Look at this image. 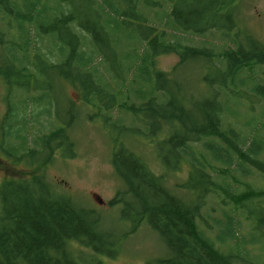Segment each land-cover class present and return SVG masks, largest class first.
<instances>
[{
    "label": "trees",
    "instance_id": "obj_1",
    "mask_svg": "<svg viewBox=\"0 0 264 264\" xmlns=\"http://www.w3.org/2000/svg\"><path fill=\"white\" fill-rule=\"evenodd\" d=\"M236 2L0 0V76L10 94L1 150L32 163L46 151L41 164L58 151L71 157L81 104L113 145L124 190L111 204L121 205L134 227L147 221L166 245L169 255L157 264H233L232 254L216 246L235 239L238 212L255 222L258 234L249 243L264 248V189L234 188L253 175L264 178V44L238 29ZM209 34L228 45L188 43ZM171 54L178 64L169 73L157 70L156 58ZM197 62L206 69L200 81L207 93L194 101L198 87H185L179 75ZM61 81L79 90L77 105L54 97ZM241 109L250 110L245 130L237 129ZM28 116L47 117L48 133L34 134ZM136 135L154 144L166 173L189 164L183 188L194 202L177 198L165 177L126 146ZM208 201L224 209L213 226L209 210L202 213ZM131 234L106 230L93 210L51 194L41 174L0 185V264H98L93 258H114ZM74 243L93 256L74 253ZM245 253L241 261L258 264L264 250Z\"/></svg>",
    "mask_w": 264,
    "mask_h": 264
},
{
    "label": "rangeland",
    "instance_id": "obj_2",
    "mask_svg": "<svg viewBox=\"0 0 264 264\" xmlns=\"http://www.w3.org/2000/svg\"><path fill=\"white\" fill-rule=\"evenodd\" d=\"M236 5L238 6L236 13L238 29L243 33L255 37L264 44V0H237ZM2 28L0 24V29ZM236 32L238 33L239 31ZM235 35L236 33L234 34L233 31L232 36ZM0 40H5V36L2 35ZM203 41L208 42V44L220 45V47L228 45V42L222 41L217 34L212 36L209 34L206 37H191L188 43L200 46ZM0 47L1 62L4 55L2 44H0ZM178 62L179 57L175 54L160 55L155 60V67L157 70L169 73ZM205 71L206 69L203 67V64L197 62L190 64L184 69L183 74L179 75V80L185 87L191 89L198 87V91L193 92H200L201 94L193 93L192 99L194 101L203 99V97L199 98L205 96L207 93L206 85L200 81ZM215 76L214 74L213 77ZM9 96L10 94L7 92V88L0 76V185L8 180L25 181L30 179L34 174H41L47 184H49L51 194L70 197L79 206L93 210L99 215L106 230L117 233L128 232L130 230V223H127L123 219L124 217H121V205L111 204L113 200L118 198V194L124 190L123 181L117 174L111 160L113 145L105 134L106 131L101 124L94 122L92 111L79 104L81 106V108L78 107V109L80 108V113L70 131L75 150L71 157L62 156L60 151H58L51 154L49 160L46 161L47 163L41 164L42 160L47 159V153L43 151L34 158L36 161L32 163L29 162L30 160L22 157L17 160L12 159L1 150L3 145L1 124L7 112V100ZM63 96L66 97V100L73 101L77 105L79 90L64 81L58 82L55 85L54 97H58V100L61 101ZM58 109L59 107L54 112ZM254 111L256 114L260 112L259 108L254 109ZM249 113V109H241V117L238 119L240 123L237 129L245 130L243 123L250 117ZM53 116H55L54 113L51 114V119ZM30 118L28 116V127L34 134L39 135V131H43V134L48 133L49 124L47 117L42 116L37 122L30 120ZM133 138L126 140V146L141 157L154 174L165 177L167 188L177 198L188 203L194 202L189 192L183 188L189 176V164L183 162L174 171L166 173L157 156L154 144L148 143L143 137L137 135L133 136ZM250 184L253 186L251 189H264V178L259 175H253L244 179L242 184L234 187L235 193L242 192V189L245 187L249 189ZM95 195L102 199L103 204H100L96 200ZM126 200L131 203L129 198ZM208 210V217H210H207L208 223L213 226L214 219H222L224 209L217 206L215 201H208V205L204 207L202 213L206 215ZM235 217L237 220L235 239L224 245L217 244L216 247L224 254H232L231 259L233 264H249L241 261L238 255L240 256L241 253L246 254L245 251H248L249 255L254 257L258 252L264 250V248H260L258 245L253 246L248 241L252 235L258 234V231L255 229V222L247 219L245 214L239 212ZM210 234L213 238L216 237L217 228H213ZM262 234L264 236V232ZM246 242L247 244L244 245ZM72 247L73 251H75L74 253L81 254L83 257L93 256V252L82 245L74 243ZM168 255L169 252L162 237L147 221H144L139 230L122 241L120 251L114 258L101 257L102 255H99L93 259L98 264H157L156 260L165 258ZM255 261L258 264H264V255L258 256V259ZM90 262L94 263L93 261Z\"/></svg>",
    "mask_w": 264,
    "mask_h": 264
},
{
    "label": "flooded vegetation",
    "instance_id": "obj_3",
    "mask_svg": "<svg viewBox=\"0 0 264 264\" xmlns=\"http://www.w3.org/2000/svg\"><path fill=\"white\" fill-rule=\"evenodd\" d=\"M125 203H126V200H123ZM101 204H103V203H101ZM127 204V203H126ZM123 207V206H122ZM127 210V208L125 207L124 208V210ZM125 220L127 221V223H130L129 225H130V230L128 231V232H135V231H137V230H139V228L141 227V225L139 226V225H136V227H134V223L132 222V220H130V219H127V218H125Z\"/></svg>",
    "mask_w": 264,
    "mask_h": 264
},
{
    "label": "water",
    "instance_id": "obj_4",
    "mask_svg": "<svg viewBox=\"0 0 264 264\" xmlns=\"http://www.w3.org/2000/svg\"><path fill=\"white\" fill-rule=\"evenodd\" d=\"M95 198H96V200H97L99 203H103V201H102V199H100V197H98V196L95 195Z\"/></svg>",
    "mask_w": 264,
    "mask_h": 264
}]
</instances>
